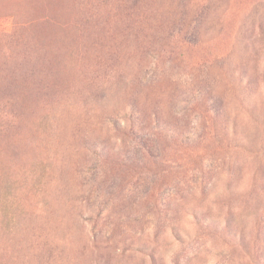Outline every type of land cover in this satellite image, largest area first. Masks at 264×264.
<instances>
[{
  "label": "rangeland",
  "instance_id": "rangeland-1",
  "mask_svg": "<svg viewBox=\"0 0 264 264\" xmlns=\"http://www.w3.org/2000/svg\"><path fill=\"white\" fill-rule=\"evenodd\" d=\"M0 264H264V0H0Z\"/></svg>",
  "mask_w": 264,
  "mask_h": 264
}]
</instances>
